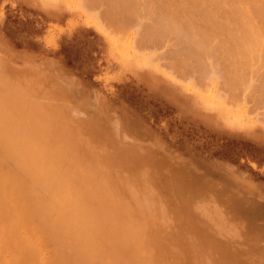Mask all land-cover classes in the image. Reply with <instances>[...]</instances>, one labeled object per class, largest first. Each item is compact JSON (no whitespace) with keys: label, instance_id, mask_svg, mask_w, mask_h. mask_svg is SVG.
<instances>
[{"label":"rangeland","instance_id":"rangeland-1","mask_svg":"<svg viewBox=\"0 0 264 264\" xmlns=\"http://www.w3.org/2000/svg\"><path fill=\"white\" fill-rule=\"evenodd\" d=\"M68 2L0 0V71L7 69L27 90H35L37 99L44 95L46 104L61 108L60 116L69 118L67 125L76 128L81 141L112 171L138 172L149 192L153 188L150 194L157 205L166 206L175 225L172 234L180 235L183 250L204 247L198 264H264L263 73H245L249 80L243 75V85L250 81L263 90L242 85L234 95L237 102L220 89L222 104L215 103L209 95L212 86H207V96L206 86H201V100L194 92L199 81L193 77L189 82L172 68L176 63L171 66L177 54L172 40L152 45L153 52L138 42L144 56L138 46L134 56L131 39L142 30L138 21L139 32L135 35L132 26L135 36H128L133 52L118 42L119 55L113 47L117 34L115 40L109 36L112 27L104 22V13L80 0ZM148 52L157 53L152 55L158 69L155 64L141 66L152 58ZM186 83L196 88L191 91ZM41 87L53 95L50 100ZM148 219L144 221L157 225L156 232L167 228ZM189 221L196 226L190 231L195 242H188L180 227Z\"/></svg>","mask_w":264,"mask_h":264},{"label":"bare ground","instance_id":"bare-ground-1","mask_svg":"<svg viewBox=\"0 0 264 264\" xmlns=\"http://www.w3.org/2000/svg\"><path fill=\"white\" fill-rule=\"evenodd\" d=\"M80 1L87 8H99L104 22L118 30L116 33L111 28L113 33H109L112 40L114 34L118 37L115 52L120 42L125 47L121 43L119 47L124 48L135 42L131 45L134 52L131 47L126 51L130 49L138 56L134 53L140 47L143 57L139 43L144 49L148 45L149 50L154 44L172 40L176 46L173 51L177 52L172 68L176 67L189 82L197 80L195 85L206 86V96L210 90L207 86H212L209 95L217 104L223 96L221 91L229 92L226 95L231 100L238 98L243 79L250 78L245 73L264 75V0ZM138 21L142 30L136 28ZM130 27L135 35L140 32L135 36ZM130 32L135 36L130 35L131 42ZM152 54H147L151 62L147 64L145 59L141 63L147 65L141 66L156 65L153 57L157 53ZM209 69H213L215 80L209 77ZM18 80L7 69L0 71V264H198L204 247L183 250L180 235L172 234L174 223L166 214V206L157 205L151 196L153 188L149 192L139 173L112 171L98 152L81 141L76 128L67 125L68 117L60 116L61 108L53 106V110L51 102L48 105L43 100L44 95H37V99V92L33 94L35 90H27ZM206 80L213 81L212 85ZM250 83L243 86L248 88ZM251 84L263 90L262 85ZM195 85L187 84L191 91ZM198 87L194 92L198 91L202 100L203 88ZM41 91L45 93L46 89L41 87ZM48 93L45 95L51 96ZM57 104L62 105L60 101ZM146 219L167 228L156 232L153 229L157 225L146 223ZM180 227H184L188 242H195L190 237L195 224L182 222Z\"/></svg>","mask_w":264,"mask_h":264}]
</instances>
